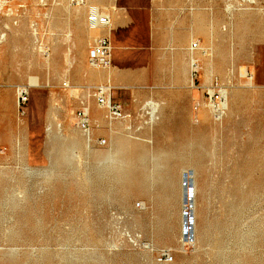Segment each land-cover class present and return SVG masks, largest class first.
Wrapping results in <instances>:
<instances>
[{
    "label": "rangeland",
    "instance_id": "374dc122",
    "mask_svg": "<svg viewBox=\"0 0 264 264\" xmlns=\"http://www.w3.org/2000/svg\"><path fill=\"white\" fill-rule=\"evenodd\" d=\"M131 1L37 0L36 58L21 64L34 62L28 70L41 84L24 108L4 109L0 127V264H264V0H139L167 12L175 3L226 8L222 48L191 44L189 116L187 91L170 87L171 69L153 50L160 36L144 44L149 50L113 59V95L126 119L111 121L92 95L104 80L92 73L90 41L108 32L98 16L128 14ZM7 5H0L4 17L12 14ZM140 23L145 42L173 25ZM90 29L91 40L79 42ZM49 62L51 79L43 81ZM247 72L254 90L244 86ZM216 81L224 103L233 100L220 115L207 92ZM82 99L91 139L77 123ZM151 100L159 106L154 122Z\"/></svg>",
    "mask_w": 264,
    "mask_h": 264
},
{
    "label": "crops",
    "instance_id": "0c3cea01",
    "mask_svg": "<svg viewBox=\"0 0 264 264\" xmlns=\"http://www.w3.org/2000/svg\"><path fill=\"white\" fill-rule=\"evenodd\" d=\"M10 1L8 5L12 8L11 15L7 14V16L4 17L1 15L4 8L0 10V36L4 31L7 33L6 38L0 41V127L6 120L4 109L12 106L15 107L17 104V87L19 85H28L31 92V87L41 84V79L34 74V71L30 72L28 70L29 68L35 67L34 62L32 64L25 62L24 68H22L21 64V60H34L36 58L37 38L35 37L34 21L36 18L37 0ZM138 1L139 0L131 1L128 7L125 8L128 14H115V12L109 14L112 24L108 27V32L104 33V35L110 38L113 46L112 64L109 68L104 69L99 77L102 78L104 82L109 81L112 83L115 81V70H113V73L111 70L116 69L117 66L114 64L113 67V59L117 64V60L122 55V57L126 59L127 56H133V51L142 49L149 50L144 44L150 43L153 38L160 36L155 38L158 45L153 50L160 51L162 59L166 62L165 67L171 69L170 72H167L174 76L175 82H172L170 87L176 91L180 89L187 91L184 93V97H182V103L183 106H185L184 103L187 101L186 105L189 110V116L190 105L195 97V90L190 89L188 83L189 76L194 71L192 60L195 56V50L192 49L191 44L193 40L198 39L199 43L203 46L212 48V44L215 42L213 48L221 50L222 37L225 35L222 30V24L227 20V9L222 7L219 9H212L209 6L201 10L196 9V7L190 3H175L172 4V9H168L172 12H167L159 8L158 5H148ZM97 6L98 5L92 6L90 11L94 12L95 10H100ZM113 11L117 10L114 9ZM162 18L171 19L173 25L168 28H159V30L157 28L158 31L154 33L155 36L152 35L151 39L149 40L148 38L149 41L146 40L145 42L142 35L145 30L142 28L140 22L147 20L158 21ZM128 23L132 25L129 27ZM201 25L203 26V31H197V26ZM32 27L34 33L30 32V28ZM118 31L123 32L122 37H117L116 34ZM91 36L92 33L91 30H89L88 34L86 33L84 35V38H80L77 34V37H79L77 40L79 42H87L88 38L91 40ZM183 40L185 41L183 42ZM48 43L49 40H44L45 46L50 49L49 55L44 53L47 58H49L52 53ZM51 71L49 62V64L44 65L43 81H49L51 79ZM79 73L82 74V70L77 72V74ZM150 73L154 74L155 72L150 71ZM126 74L131 75L133 73L128 71ZM130 77L131 76L127 77L129 84ZM83 80L84 79L80 77L79 81L83 82ZM65 81L69 80H64L63 85ZM90 106L94 109H98V106L94 104ZM176 113H180L178 107ZM101 116L102 113L99 114L98 118Z\"/></svg>",
    "mask_w": 264,
    "mask_h": 264
},
{
    "label": "built area",
    "instance_id": "2783aa9c",
    "mask_svg": "<svg viewBox=\"0 0 264 264\" xmlns=\"http://www.w3.org/2000/svg\"><path fill=\"white\" fill-rule=\"evenodd\" d=\"M76 4H81L84 0H73ZM98 21L102 22L105 26H110L112 21L110 16H98L96 18ZM197 44L193 43V47ZM90 64L96 69H106L109 68L112 64V43L110 38L107 35H100L94 38L90 44ZM46 55L50 54V49L46 48L44 50ZM195 65V62H193ZM194 82V80H193ZM65 86H70L69 81L64 82ZM224 85L219 81H216L215 84L209 86L207 92L209 98L212 100L214 110L217 114H222L225 107L224 95H223ZM17 103L20 109L28 103L30 99V87L28 85H19L17 87ZM114 87L111 82H103L94 86L92 95L95 97L98 105L104 108L107 113L106 116L110 120H115L119 118L126 117V112L123 109L122 105L115 101L114 99ZM82 106L77 109L76 116L78 118V126L86 133L89 139L92 138V119L89 111V106L86 105L84 99L81 100ZM107 142L106 138H101L99 143L104 145Z\"/></svg>",
    "mask_w": 264,
    "mask_h": 264
},
{
    "label": "bare ground",
    "instance_id": "6f19581e",
    "mask_svg": "<svg viewBox=\"0 0 264 264\" xmlns=\"http://www.w3.org/2000/svg\"><path fill=\"white\" fill-rule=\"evenodd\" d=\"M252 1L255 2L256 0H252ZM5 4H9V1H8V0H1L0 5H5ZM228 4H230V3H228ZM234 6H235V5H233V7H234ZM1 7H2V6H0V8H1ZM231 8H232V7H231ZM229 11H230V10H229ZM253 16H254V15H253ZM254 17H255V16H254ZM246 19H247V18H245V21H246ZM242 20H243V19H242ZM241 23H242V21H241ZM250 23H251V22H250ZM259 23H260V22H259ZM254 25H255V24H254ZM263 25H264V24H263ZM254 27H256V26H254ZM262 27H263V26H262ZM35 28H36V27H35ZM250 28H251V27H250ZM90 30H91V29H90ZM92 30H93V29H92ZM92 30H91V31H92ZM199 30H200V31H203L201 28H199ZM240 30H242V29H240ZM244 30H245V29H244ZM238 31H239V30H238ZM248 31H249V30H248ZM259 31H260V30H259ZM80 32H81V31H80ZM80 32H79V33H80ZM186 32H187V31H186ZM239 32H240V31H239ZM246 32H247V31H246ZM251 32H252V31H251ZM253 32H254V31H253ZM263 32H264V31H263ZM249 33H250V31H249ZM71 34H72V33H70V35H71ZM179 34H181V33H179ZM241 34H242V33H241ZM247 34H248V33H247ZM5 35H6V34L3 33L2 36H0V37H3V38H4ZM79 35H80V34H79ZM245 35H246V33H245ZM245 35H244V36H245ZM249 35H251V34H249ZM255 35H256V33H255ZM82 36H84V35H83V32H82ZM251 36H252V35H251ZM178 37H181V36H178ZM73 38H74V37H73ZM0 39H1V38H0ZM74 39H75V38H74ZM182 39H184V38H182ZM3 40H4V39H3ZM80 40H81V39H80ZM1 41H2V40H1ZM184 41H185V40H183V42H184ZM181 42H182V41H181ZM196 43H197V41H196ZM182 44H183V43H182ZM82 46H83V45H82ZM42 47H43V46H42ZM70 47H71V46H70ZM201 47H203V46H201ZM219 47H220V46H219ZM187 48H188V47H187ZM204 48H205V47H204ZM207 48H208V47H207ZM42 50H43V49H42ZM204 50H205V49H204ZM78 51H79V50H78ZM205 51H206V50H205ZM219 51H220V49H219ZM79 52H80V51H79ZM81 52H83V51H81ZM217 52H218V51H217ZM220 52H221V51H220ZM220 52H218V53H220ZM218 55H219V54H218ZM218 55H217V56H218ZM221 55H222V54H221ZM56 56H57V55H56ZM219 56H220V55H219ZM219 56H218V57H219ZM223 56H224V55H223ZM223 56H222V57H223ZM49 58H50V57H49ZM54 58H55V57H54ZM56 58H57V57H56ZM220 58H221V57H220ZM218 59H219V58H218ZM221 59H222V58H221ZM227 59H228V57H227ZM54 60H55V59H54ZM54 60H53V61H54ZM78 60H79V59H78ZM219 60H220V59H219ZM223 60H224V59H223ZM225 61H226V56H225ZM69 62H71V61H69ZM81 62H82V60H81ZM192 62H193V61H192ZM215 62H216V61H215ZM222 62H224V61H221V63H222ZM226 62H227V61H226ZM81 64H82V63H81ZM217 64H218V63H217ZM217 64H216V65H217ZM225 64H226V63H225ZM153 65H154V63H153ZM219 65H220V64H219ZM219 65H217V66H219ZM71 66H72V65H71ZM223 66H224V65H223ZM82 67H83V66H82ZM78 69H79V68H78ZM240 69H241V68H240ZM154 70H155V69H154ZM195 70H196V69H195ZM232 70H233V69H232ZM69 72H70V71H69ZM92 72H94L95 75H100V74H101V69H96V68H95V71L92 70ZM149 72H150V71H149ZM178 72H179V71H178ZM179 73H180V72H179ZM179 73H178V74H179ZM247 73H248V72H247ZM94 74H93V76H94ZM69 76H70V75H69ZM75 76H76V75H75ZM75 76H73V78H75ZM179 76H180V75H179ZM242 76H248V78H249L248 81H247V84L245 83L244 86L247 87L248 89H251V90L253 89V90H254L255 87H256L257 85L255 86V84H254V82H253V75H251L250 73H248V74H245V73H244V74H242ZM76 77H77V76H76ZM78 77H79V76H78ZM94 77H95V76H94ZM244 78H245V77H244ZM70 79H71V78H70ZM75 79H76V78H75ZM245 79H246V78H245ZM79 80H80V78H79ZM147 80H148V79H147ZM243 83H244V82H243ZM256 84H257V83H256ZM192 87H194V86H192ZM242 88H243V87H242ZM236 91H237V90H236ZM240 91H241V90H240ZM243 91H244V90H243ZM243 91H242V92H243ZM234 92H235V91H234ZM246 92H247V91H246ZM231 94H232V93H231ZM242 94H243V93H242ZM248 94H249V90H248ZM236 95H237V94H236ZM239 95H240V94H239ZM244 95H245V94H244ZM230 96H231V95H230ZM232 96H233V95H232ZM233 97H234V96H233ZM233 97H232V98H233ZM237 97H238V96H237ZM239 98H241V97H239ZM37 99H38V98H37ZM150 99H151V98H150ZM152 99H153V98H152ZM231 100H232V99H230V97H229V100L225 103V107L228 109V112H230V111H229V108L231 107ZM235 100H237V99H235ZM243 100H244V99H243ZM158 101H159V100H158ZM162 102H163V101H162ZM232 102H233V100H232ZM234 102H235V101H234ZM242 102H243V101H242ZM148 104H149V105L151 106V108H152V114H151V115H153V117H152V120H151V121L154 122V120H155V118H156V112H158L159 106H158V103H157V102H154V101H152V100H151ZM148 104L146 103L145 105H147V107H149ZM236 104H237V103H236ZM159 105H160V104H159ZM162 105H163V104H162ZM147 107H146V108H147ZM160 107H161V106H160ZM144 108H145V107H144ZM144 108H143V109H144ZM146 108H145V109H146ZM151 108H150V110H151ZM161 109L164 110L165 108H161ZM150 112H151V111H150ZM162 112H163V114L165 113L164 111H162ZM144 113H145V112H144ZM159 113H160V111H159ZM224 114H225V112H224ZM129 115H130V114H129ZM159 115H161V114H159ZM164 115H165V114H164ZM218 115H219V114H218ZM162 116H163V115H162ZM206 117H207V113H206ZM123 119H124V118H123ZM125 119H126V118H125ZM125 119H124V120H125ZM161 119H162V118H160V120H161ZM204 119H205V118H204ZM131 120H132V119H131ZM219 120H220V119H219ZM111 121H112V120H111ZM113 121H114V120H113ZM151 121H150V122H151ZM162 121H163V120H162ZM147 122H148V121H147ZM159 122H160V121H159ZM211 122H213V121H211ZM120 123H121V122H120ZM123 123H124V122H123ZM145 123H146V122H145ZM155 123H156V122H155ZM160 123H161V122H160ZM118 124H119V123H118ZM151 124H152V123H151ZM121 125H122V123H121ZM148 125H149V124H148ZM115 127H116V126H115ZM51 129H52V126H50L48 130H51ZM113 129H114V128H113ZM46 132H47V131H46ZM192 132H193V131H192ZM195 132H196V131H195ZM114 133H115V132H114ZM91 136H92V135H91ZM201 136H202V135H201ZM175 138H177V137H175ZM202 138H203V137H202ZM178 139H179V138H178ZM88 140H89V139H88ZM188 143H189V142H188ZM177 145H178V144H177ZM184 146H185V144H184ZM182 147H183V146H182ZM101 153H102V151H101ZM179 153H180V152H178V154H179ZM98 154H100V153H98ZM253 154H254V153H253ZM176 155H177V154H176ZM97 156H98V155H97ZM177 156H178V155H177ZM189 156H190V155H189ZM194 156H195V155H194ZM97 158H99V157H97ZM139 158H140V157H139ZM179 158H180V157H179ZM181 158H182V157H181ZM198 158H199V157H197V160H198ZM252 160H253V159H252ZM179 162H180V161H179ZM183 162H184V161H183ZM199 166H200V164H199ZM179 167H180V166H179ZM199 168H200V167H199ZM201 168H202V167H201ZM192 169H193V168H192ZM173 170H174V168H173ZM198 170H199V169H198ZM195 171H196V170H195ZM199 172H200V171H199ZM200 173H201V172H200ZM197 174H198V173H197ZM258 179H259V178H258ZM1 186H2V185H1ZM2 188H3V187H2Z\"/></svg>",
    "mask_w": 264,
    "mask_h": 264
}]
</instances>
